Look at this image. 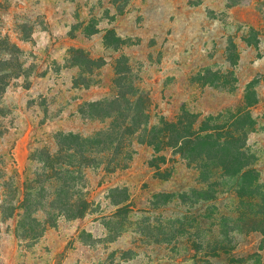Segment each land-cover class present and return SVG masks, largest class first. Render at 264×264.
<instances>
[{"label": "rangeland", "instance_id": "1", "mask_svg": "<svg viewBox=\"0 0 264 264\" xmlns=\"http://www.w3.org/2000/svg\"><path fill=\"white\" fill-rule=\"evenodd\" d=\"M120 93L148 129L246 109L264 193V0H0V264H264L260 198L141 130L82 168V217L54 216L36 238L18 226L10 207L36 151L107 129L86 105Z\"/></svg>", "mask_w": 264, "mask_h": 264}, {"label": "trees", "instance_id": "2", "mask_svg": "<svg viewBox=\"0 0 264 264\" xmlns=\"http://www.w3.org/2000/svg\"><path fill=\"white\" fill-rule=\"evenodd\" d=\"M124 97L125 94L120 93L112 100L87 103L86 106L91 108L96 117L112 118L107 129L98 130L90 136L59 132L55 134L56 151H36L37 156L33 158L40 163L39 171L35 172L33 178L23 181L17 204L10 207L9 214L19 217L18 226L28 227L27 235L32 238L39 236L45 222L51 221L54 216L82 217L89 205L79 188L82 168L98 163L96 155L109 148H115V153L119 154L125 136L138 130L147 136V143L157 150L166 142L167 145L176 146L177 152L189 161H199L201 174L208 173L209 162H216L213 171L223 178L233 177L238 180L241 190H245L250 197L260 198L261 209L264 210V193L260 191L257 173L251 166L252 156L245 150V138L253 123L246 109L227 112V124L223 126L214 123L222 118V114L209 115L199 121L197 116L183 111L185 119L179 117L175 121L162 120L160 125L148 129L145 126L146 113L139 107L137 99L128 100V105L124 106L121 101ZM207 179L203 181L208 184ZM209 191L194 189L192 192L198 194V198L208 200L213 197ZM119 203L121 201H117L116 205ZM256 205L259 206L258 203ZM118 209L122 210L124 206ZM39 210L47 213L46 220L41 221L33 216Z\"/></svg>", "mask_w": 264, "mask_h": 264}]
</instances>
